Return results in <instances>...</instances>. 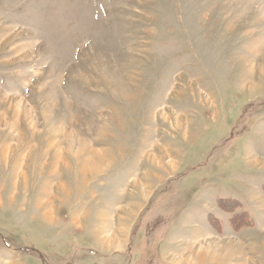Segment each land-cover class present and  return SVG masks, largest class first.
<instances>
[{
    "label": "rangeland",
    "instance_id": "374dc122",
    "mask_svg": "<svg viewBox=\"0 0 264 264\" xmlns=\"http://www.w3.org/2000/svg\"><path fill=\"white\" fill-rule=\"evenodd\" d=\"M184 212L264 264V0H0V264H170Z\"/></svg>",
    "mask_w": 264,
    "mask_h": 264
},
{
    "label": "crops",
    "instance_id": "0c3cea01",
    "mask_svg": "<svg viewBox=\"0 0 264 264\" xmlns=\"http://www.w3.org/2000/svg\"><path fill=\"white\" fill-rule=\"evenodd\" d=\"M192 213L190 212H184L183 213V217L185 219H183L184 221L182 223H180L181 228H187L189 231L193 232V238L191 242H187L188 240L186 239L185 241H183V239L178 238L176 239L175 236L173 235V237H170L172 235H169L166 238V242H173L171 245H167L169 248L172 249V251L168 252V254H171L169 256H167L168 258L165 259L164 257H162V260L164 262L170 263V264H206L212 263V257H211V250L207 252V250H205L203 252L202 248L206 245H210L211 244V240H212V229H209L205 226V220H203L204 222L201 223L200 225L194 223V219L192 218ZM116 218H111L110 223L112 222L113 228H109V233L106 235V238L104 239L103 242H100L99 246L100 248L104 251V253H106V255L108 254L107 252H109V254H112V252H124L125 248H126V244H125V248L124 250H117V245L119 242V238H118V228L116 225ZM209 221V218L207 220ZM121 241V240H120ZM121 244V242H120ZM187 244H190L192 247L191 249H193L194 251H190L187 252L186 248H187ZM182 247L179 250H176L175 246H179ZM160 247V246H159ZM162 247H164V249H166L167 247L165 246H161L160 250H162ZM163 249V250H164ZM113 250V251H111ZM130 251V249L128 250ZM113 252V253H114ZM159 254L161 255V251H159ZM124 254V253H123ZM121 255V254H120ZM126 255V254H125ZM123 255L119 256L122 257Z\"/></svg>",
    "mask_w": 264,
    "mask_h": 264
}]
</instances>
